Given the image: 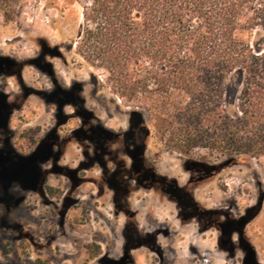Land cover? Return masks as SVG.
I'll return each instance as SVG.
<instances>
[{
    "label": "rangeland",
    "instance_id": "obj_1",
    "mask_svg": "<svg viewBox=\"0 0 264 264\" xmlns=\"http://www.w3.org/2000/svg\"><path fill=\"white\" fill-rule=\"evenodd\" d=\"M87 3L0 15V264H264V157L169 148L76 53Z\"/></svg>",
    "mask_w": 264,
    "mask_h": 264
},
{
    "label": "trees",
    "instance_id": "obj_2",
    "mask_svg": "<svg viewBox=\"0 0 264 264\" xmlns=\"http://www.w3.org/2000/svg\"><path fill=\"white\" fill-rule=\"evenodd\" d=\"M29 1L0 0V15L10 22ZM81 17L78 56L147 110L169 148L264 157V0H88ZM235 75L241 88L228 107Z\"/></svg>",
    "mask_w": 264,
    "mask_h": 264
},
{
    "label": "flooded vegetation",
    "instance_id": "obj_3",
    "mask_svg": "<svg viewBox=\"0 0 264 264\" xmlns=\"http://www.w3.org/2000/svg\"><path fill=\"white\" fill-rule=\"evenodd\" d=\"M11 83H8V86L10 85ZM10 90H12L11 88H10ZM6 92H8L7 90H5ZM2 123L0 122V138L2 137V133H3V130H2ZM46 186H48V187H51L52 189H53V191H54V194L51 196V197H53V196H55L56 194H57V189L56 188H54V187H52V186H50V185H44V191L46 192V194L48 195V196H50L49 194H48V192L46 191V189H45V187Z\"/></svg>",
    "mask_w": 264,
    "mask_h": 264
}]
</instances>
